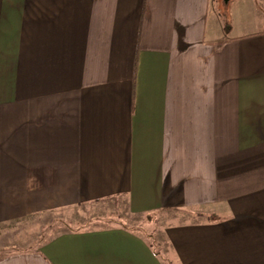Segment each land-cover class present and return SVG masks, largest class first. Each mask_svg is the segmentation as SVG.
I'll return each instance as SVG.
<instances>
[{
  "label": "crops",
  "instance_id": "0c3cea01",
  "mask_svg": "<svg viewBox=\"0 0 264 264\" xmlns=\"http://www.w3.org/2000/svg\"><path fill=\"white\" fill-rule=\"evenodd\" d=\"M118 202L206 216L173 264H264V0H0V229ZM0 264L167 263L113 226Z\"/></svg>",
  "mask_w": 264,
  "mask_h": 264
},
{
  "label": "rangeland",
  "instance_id": "374dc122",
  "mask_svg": "<svg viewBox=\"0 0 264 264\" xmlns=\"http://www.w3.org/2000/svg\"><path fill=\"white\" fill-rule=\"evenodd\" d=\"M229 12L230 24L227 28V17L223 10L220 16L226 30H230L233 18ZM120 202H118L119 204ZM204 212L209 209H200ZM206 216L193 211L159 210L142 214L126 212L123 206L107 205L96 208L93 205H83L73 208L56 210L49 215H36L13 223L0 229V241L6 247L0 251V256L14 251L37 250L47 240L56 234L78 229H94L101 227L124 226L145 236L162 253L167 264H173L172 252L164 236L167 225L180 221L205 220Z\"/></svg>",
  "mask_w": 264,
  "mask_h": 264
},
{
  "label": "trees",
  "instance_id": "16d2710c",
  "mask_svg": "<svg viewBox=\"0 0 264 264\" xmlns=\"http://www.w3.org/2000/svg\"><path fill=\"white\" fill-rule=\"evenodd\" d=\"M223 12H224V15H226V17H227V21H226V25H227V28L229 27V22H230V17H229V12L228 11H226V10H223ZM195 213H197V214H199V215H201V212L200 211H194Z\"/></svg>",
  "mask_w": 264,
  "mask_h": 264
},
{
  "label": "water",
  "instance_id": "95a60500",
  "mask_svg": "<svg viewBox=\"0 0 264 264\" xmlns=\"http://www.w3.org/2000/svg\"><path fill=\"white\" fill-rule=\"evenodd\" d=\"M226 2H228V0H225Z\"/></svg>",
  "mask_w": 264,
  "mask_h": 264
}]
</instances>
